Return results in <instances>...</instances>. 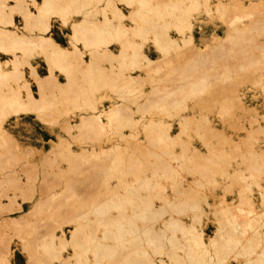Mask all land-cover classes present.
I'll return each instance as SVG.
<instances>
[{
	"label": "bare ground",
	"instance_id": "6f19581e",
	"mask_svg": "<svg viewBox=\"0 0 264 264\" xmlns=\"http://www.w3.org/2000/svg\"><path fill=\"white\" fill-rule=\"evenodd\" d=\"M262 3H254L247 10L239 5L231 8L222 0L215 6L205 2L204 10L210 18L223 19L233 14L224 35L213 32L205 40L201 27H196L199 17L192 15L199 10L200 0H0V264H20L15 258L16 246L25 257L24 264H264V183L257 174L264 170V145H249L243 154L248 172L244 176L252 179L256 188L248 182L246 189L238 192V203L208 202L214 224L210 235L206 234L207 222L201 215L211 217L191 194L180 193L178 202L165 196V203L156 206L151 196L139 193L156 187L158 176L176 175L173 165L162 160L165 155L175 159L172 147L180 137L173 132L175 124L182 128L195 124L210 135H220L221 129L212 127L207 115H197L208 99L200 98L195 103L198 110L184 105L187 98L206 92L212 77L227 82V106L238 107L248 115L246 134L264 131V113L247 104L245 93L237 90L244 81L264 88V74L254 76L264 68V46L257 38L264 28ZM15 14L23 19V26H19ZM97 15L101 18L97 19ZM52 16L58 19L51 20ZM244 18L249 21L243 23ZM127 19L132 23L128 24ZM238 22L242 25L238 26ZM67 26L70 33L65 34L63 28ZM150 33L155 41L152 49L159 54L154 58L151 47L145 51L143 43L134 40H145ZM65 35L70 36V47L57 42ZM114 45L119 51H114ZM36 49L47 64L43 77L38 74L42 64H31L29 59ZM169 49L188 55L171 71L172 90L155 94L153 87L152 97L141 92L134 101L136 109L129 108L124 97L104 108V99L109 97L99 92L102 87L117 86L118 81L136 85L142 76L132 71L140 67L160 70ZM102 61L117 62L113 77H108L109 72L100 66ZM23 66L35 77L39 97L24 79ZM57 70L64 74L65 81L58 77ZM22 88L27 90L26 98L21 96ZM46 88H56L61 102L71 97L80 99L84 111L77 127L86 131L91 142L73 149L71 142L57 136L47 152L31 148L40 157L38 162L26 148L34 137L17 139L10 126H27L20 114L41 113L55 105L47 99ZM141 97L146 99L141 102ZM153 109L168 111L169 119L145 116ZM10 115L15 117L8 120L7 128ZM124 127L129 132H123ZM140 127L144 139L161 146L160 152L153 154L154 163L123 155L118 140H110L106 146L95 144L108 131H116L121 139L138 137ZM104 154L113 155L110 162L93 164L85 169L78 184L68 185L72 193L63 203L73 199L82 208L73 218H52L51 202L57 195L33 199L38 191L40 165L61 157L68 161V170L79 171L82 162ZM198 155L205 159V165H201L204 169L207 162H215ZM147 169L152 171V177L146 176ZM112 177L117 178L116 182L110 181ZM42 181H48L46 170L42 171ZM80 186L105 188L108 192L103 197L97 193L83 195V191L76 192ZM185 211L195 212L189 222L172 216ZM165 212L171 216L154 226Z\"/></svg>",
	"mask_w": 264,
	"mask_h": 264
},
{
	"label": "rangeland",
	"instance_id": "374dc122",
	"mask_svg": "<svg viewBox=\"0 0 264 264\" xmlns=\"http://www.w3.org/2000/svg\"><path fill=\"white\" fill-rule=\"evenodd\" d=\"M42 1V0H37ZM218 0H200L201 6L198 11H194L192 15H195L197 18V28L201 27L202 33H204L205 40H209L215 32L219 35H224L228 29V20L233 17L232 13H229L223 19L219 17L208 16L204 10V3L207 2L211 6H215ZM227 3L229 6L239 5L244 7V9H249L250 6L254 3H258L264 0H222ZM7 2H13V0H7ZM188 3V2H187ZM262 12L264 16V5H262ZM120 7L125 13H128V9L120 4ZM33 10H35L33 8ZM101 15H97V19L101 18ZM15 19L19 26L24 25L23 19L15 14ZM58 19L57 16H52L51 20ZM249 20L247 18L243 19V23H247ZM128 24L132 22L126 20ZM238 26H241L242 23L238 22ZM69 26L63 28L65 34L70 33ZM175 31L170 29V34L173 37H176ZM196 32V40H198L199 34ZM259 43L264 46V28L262 33L257 37ZM62 39V38H61ZM64 40L57 41L62 46L70 47V43H67V39L70 40L69 35H65ZM137 42L143 43V50L146 51V48L151 47L150 55L152 58L159 56L156 51H154V37L150 33L147 35V39L143 40L142 38L136 37L134 39ZM70 42V41H69ZM210 41H208L209 43ZM153 48V49H152ZM113 49L115 52L119 51L118 46L114 45ZM168 57L164 58L165 60L162 68L158 71H149L145 68H136L132 72L139 73L142 77L138 80L136 85L130 86L125 82L118 81L117 86L106 85L102 87L99 92L107 93L109 98L104 99V108L108 107L112 101H121L124 97V101L127 106L131 109H136L134 104L136 96L141 92H146L147 95L152 97V89L156 87V90L153 91L155 94H165L174 88V84L171 83V78L173 77L171 71L176 66L183 64L188 55L185 51H175L169 49ZM30 62H38L42 64L41 71H38L39 76L43 77L47 73V64L43 54L40 50H34L33 54L30 56ZM166 61V63H165ZM116 61H102L100 66L105 68L109 73L108 77H113L114 72L118 70ZM24 67V79L26 78L27 84L30 89L33 91L34 95L39 97V87L38 83L30 72L29 68ZM58 77L65 81V76L62 72L56 71ZM264 74V68L261 71H258L254 76L259 77L260 74ZM80 76L79 73H77ZM263 77V76H262ZM261 78V77H260ZM227 82L221 83L219 80H216L214 77L211 78L210 85L206 92L196 95L193 98H187L184 101V105L192 109L198 110V105L195 103L200 99H208L207 103L204 102V107H200L198 114H205L211 120V126L221 129L220 135H210L203 128L197 127L195 124H192L186 128H182L181 125L175 124L173 132H178L180 135L179 139L173 145V152L175 154V159H171L169 156H162V160L166 163H171L176 170V175L168 178L166 176H158L156 179L158 185L150 189H142L139 191L142 195H148L152 197L153 204L156 206L163 205L165 203V198L167 200L178 202L181 200L180 193H189L194 198V201L198 203L202 208H204L208 213L211 219H208L204 214L201 215V219L207 222L206 234L210 235L212 233L214 224L212 222V214L210 213V208L207 206L208 202L211 204L221 203L226 205L232 201L238 203V192L240 190L246 189L248 182L250 186L255 189V185L250 178H245L244 175H248L246 171V166L244 163L243 154L246 152L247 146H252L253 148H258L264 145V131L256 130L252 132L249 136L246 134L245 126H248L247 123V114L238 107H228L226 104L227 93H226ZM237 90L241 93L244 92L245 101L251 106L257 107V109L264 113V88L261 84H255L251 81H244L237 85ZM47 99L55 102V105L46 109L44 112L37 113L36 111H29L27 113L20 114L23 116L24 122L27 126L17 127L10 126V132H12L15 138H22L24 135L34 137L31 145H27L28 155L33 156L38 162H40V157L37 153L31 151L32 147L38 148L39 150L48 151L51 146V140L57 141V136H62L69 142H71V147L73 149H78V146L83 145L86 142H89L86 131L77 127V124L80 122L79 115L84 111V105L80 99L72 98L68 100L60 101L62 96L58 90L52 88H46ZM27 90L25 88L21 89V96L26 98ZM254 95V98L249 96ZM247 96V97H246ZM256 96V97H255ZM122 97V98H121ZM141 102L146 98L141 97ZM100 107V105H99ZM151 113V114H150ZM181 113H184L181 112ZM169 112L166 110L153 109L145 113V116L159 115L164 119H169ZM136 117L141 114H135ZM71 116H75L74 118ZM15 117L10 115L6 119L7 128H9V119ZM222 117V118H220ZM263 123V122H262ZM73 125V127L69 126ZM264 126V123H263ZM131 131V128H130ZM141 133L138 137H127L121 139L116 131H108L106 134L99 136L98 142L95 144H103L104 146L110 144L111 141H120L122 145V154L127 157L146 159L150 163L156 162V158L153 156L154 152H160V145L152 144L148 139L145 138V134L140 127L139 130ZM123 132H129L128 127L123 128ZM23 134V135H22ZM13 135V136H14ZM21 140V139H20ZM22 141V140H21ZM91 142V141H90ZM16 152H19L18 149H14ZM13 150V151H14ZM198 154H202L208 157L215 162H207L205 169L201 165H205L204 158H198ZM112 154L99 155L97 158H91L88 161H84L80 164L81 169L79 171L68 170L69 163L66 159L58 157L54 162L48 161L43 165H40L37 168V192L33 199L37 197H44L48 195H57L54 200L51 202L50 212L52 213L53 219H62L61 217H74L82 210L76 204L73 199H68L63 203L65 197L72 193L68 188V185L72 182L73 184H78V180L82 179L85 174V169L91 167L95 163H107L112 159ZM46 170V175L48 181L44 183L42 181V171ZM146 176L152 177V171L146 170ZM264 183V170L258 172ZM117 178L112 177L111 182H116ZM131 180V177H130ZM78 187V186H76ZM83 191V195L88 194H100L102 197L108 192L105 188H85L80 186L76 189V192ZM166 196V197H165ZM259 204V202H257ZM261 211V208L257 209ZM194 211H185L180 213L178 216L185 222H189L193 215ZM18 215V214H17ZM171 214L168 212L163 213L162 216L158 218L154 226H158L164 218L170 217ZM91 217V216H89ZM264 219V217L262 218ZM86 220V219H85ZM261 224L260 221L257 223V226ZM69 225V224H68ZM264 229V226L262 227ZM99 234V232L97 233ZM180 236V234H179ZM14 245V244H13ZM15 258H17L20 264H24V255L18 247L16 246ZM178 252H181L178 249Z\"/></svg>",
	"mask_w": 264,
	"mask_h": 264
}]
</instances>
